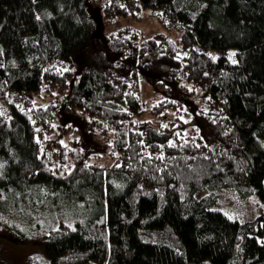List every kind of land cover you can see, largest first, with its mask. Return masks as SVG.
Returning a JSON list of instances; mask_svg holds the SVG:
<instances>
[{
  "label": "trees",
  "instance_id": "obj_1",
  "mask_svg": "<svg viewBox=\"0 0 264 264\" xmlns=\"http://www.w3.org/2000/svg\"><path fill=\"white\" fill-rule=\"evenodd\" d=\"M96 3L108 23L149 11L181 39L130 26L98 36ZM140 78L206 91L196 138L137 120ZM54 124L112 134L118 162L54 173L42 150ZM44 189L82 210L47 236L52 264H264V211L244 223L213 209L222 191L264 205V0H0V201L21 192L45 211L32 201Z\"/></svg>",
  "mask_w": 264,
  "mask_h": 264
},
{
  "label": "rangeland",
  "instance_id": "obj_2",
  "mask_svg": "<svg viewBox=\"0 0 264 264\" xmlns=\"http://www.w3.org/2000/svg\"><path fill=\"white\" fill-rule=\"evenodd\" d=\"M94 7V18L97 20L99 29L98 36L115 35L120 29L130 26L140 33L142 40H149L160 33L172 38L176 43L181 39L180 32L174 33L172 29H165L149 11L139 12L136 19L129 15L128 18H117L113 23H108L103 5L96 3ZM207 52L215 59L219 57L218 52L212 50ZM227 56L231 63L236 64L234 51H229ZM139 82L144 112L137 120L160 129L170 127V130H175L176 134L183 138L197 137L199 128L192 120L199 111H207L211 107V101L205 90L194 89L191 84H184L183 93L175 92L169 95L162 93L155 84L144 78H140ZM49 99L45 91L33 97L36 106L49 104ZM164 99L179 100L182 103V107L179 108L180 113L175 111L164 114L162 117L152 114L153 107ZM54 129L42 139V150L49 155L48 166L54 173L68 172L75 165L74 160L78 158L87 162V165L105 168H111L119 160V154L114 153L112 149V134L110 139H107L101 135V131L76 132L58 124H54ZM57 166L61 168L58 169ZM42 192L43 194L36 192L32 201L40 199L39 195H41V202L45 203V211H32L28 208L25 199H29V194L24 196L21 192L17 194L13 192L9 196L2 197L0 201V264H52L45 252L44 243L47 236L51 230L81 219L82 210L79 206L76 203L67 202L59 190L49 192L44 189ZM219 199V203L213 209L224 212L231 220L244 223L256 221V218L264 211V205L257 195L242 201L232 192L222 191Z\"/></svg>",
  "mask_w": 264,
  "mask_h": 264
},
{
  "label": "flooded vegetation",
  "instance_id": "obj_3",
  "mask_svg": "<svg viewBox=\"0 0 264 264\" xmlns=\"http://www.w3.org/2000/svg\"><path fill=\"white\" fill-rule=\"evenodd\" d=\"M3 262V261H2Z\"/></svg>",
  "mask_w": 264,
  "mask_h": 264
}]
</instances>
